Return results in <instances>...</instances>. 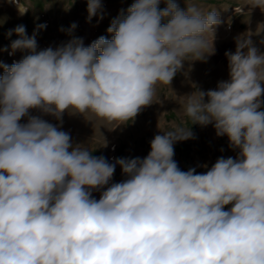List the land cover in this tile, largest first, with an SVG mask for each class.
I'll return each mask as SVG.
<instances>
[{
	"label": "clouds",
	"instance_id": "clouds-1",
	"mask_svg": "<svg viewBox=\"0 0 264 264\" xmlns=\"http://www.w3.org/2000/svg\"><path fill=\"white\" fill-rule=\"evenodd\" d=\"M5 2L21 16L30 9ZM163 2L134 0L111 21L112 38L88 46L73 36L76 23L61 28L71 39L55 49L37 50L46 24L31 36L24 25L7 33L19 37L9 55L27 54L0 63V264H264V52L250 33L225 52L227 80L182 97L192 124H211L238 150L204 173L174 160V144L194 138L190 127L155 135L144 158L110 163L29 114L62 124L65 111L90 112L115 129L157 102L156 86L170 85L185 61L206 62L221 23L216 8ZM249 6L264 11V0ZM87 12L102 20L101 0H87ZM117 165L126 179L110 183Z\"/></svg>",
	"mask_w": 264,
	"mask_h": 264
},
{
	"label": "rangeland",
	"instance_id": "rangeland-1",
	"mask_svg": "<svg viewBox=\"0 0 264 264\" xmlns=\"http://www.w3.org/2000/svg\"><path fill=\"white\" fill-rule=\"evenodd\" d=\"M133 2L134 0H101L103 19L94 16L89 21L87 0H26L30 9L23 16L18 14L14 4L0 0V63L11 66L27 54L17 50L9 55L11 42L19 37L15 33L9 37L7 33L18 25H24L27 35L31 36L37 25L46 24V28L39 30L36 35L38 51L50 46L55 49L71 39L61 28L67 30L72 23L77 24L73 36L82 38L84 45L88 46L101 36L111 39V34L107 32L111 21L121 10L126 12ZM176 2L181 8H186L185 0ZM194 3L205 12L216 8L220 17L221 23L215 27V54L208 57L206 62L185 61L170 85L156 86L154 100L157 102L143 108L133 122L111 129V124L90 112L71 114L65 111L62 124L53 116L35 109L30 110L29 114L40 116L52 124H59L61 130L70 134L74 146H86L93 156H103L110 163H114L115 158L146 157L153 137L172 130L173 126L190 127L194 135L193 139L174 144V160L182 171L196 168V173H204L221 156L236 158L238 150L229 146L226 136L218 137L211 124L205 127L192 124L184 113L182 97L190 95L197 88L203 91L215 89L219 81L229 78L225 52H235L236 38L242 34L250 33L254 45L260 52H264V31L256 34L258 26L264 25V11L259 7L249 6V0H194ZM165 6L161 0L159 8L163 9ZM236 8L243 11L236 12ZM2 74L3 68H0V75ZM26 122L27 117L21 118L20 123ZM204 164L208 168L201 167ZM124 179L126 177L117 165L110 183H119ZM100 195L101 192L92 193L97 200ZM231 206L226 205L225 210Z\"/></svg>",
	"mask_w": 264,
	"mask_h": 264
}]
</instances>
